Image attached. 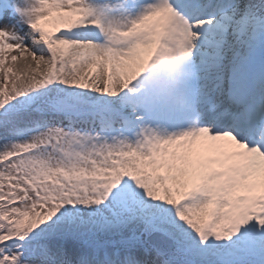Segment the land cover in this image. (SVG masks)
I'll list each match as a JSON object with an SVG mask.
<instances>
[{"label": "snow or ice", "instance_id": "6c2138e0", "mask_svg": "<svg viewBox=\"0 0 264 264\" xmlns=\"http://www.w3.org/2000/svg\"><path fill=\"white\" fill-rule=\"evenodd\" d=\"M0 264H264V0H0Z\"/></svg>", "mask_w": 264, "mask_h": 264}]
</instances>
